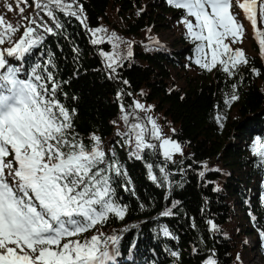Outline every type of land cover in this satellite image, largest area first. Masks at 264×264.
Returning <instances> with one entry per match:
<instances>
[{
    "label": "trees",
    "instance_id": "trees-1",
    "mask_svg": "<svg viewBox=\"0 0 264 264\" xmlns=\"http://www.w3.org/2000/svg\"><path fill=\"white\" fill-rule=\"evenodd\" d=\"M77 3L83 6L87 28L103 27L107 31L100 35L105 37L116 33L120 38L116 51L121 57H127L131 47L133 55L123 60L117 77L110 78L106 62L99 54L112 52V44L105 40L93 45L91 33L79 20L59 12L64 27L56 29L55 22L46 18L56 34L38 30L44 36L43 44L22 61L20 76L25 78L34 63L43 64L51 55L55 67L50 70L61 85L57 98L70 111L76 110L75 131L86 144L92 134L99 135L104 150L114 149L128 173L114 185L118 202L128 206L125 218L112 217L83 234L84 238L100 232L105 236L117 235L120 255L113 264H205L210 255L217 264H243L239 255L252 250V236L256 237L264 258V238L259 235L264 231V170L251 152L254 138L264 141V56L258 44L252 42L254 53L245 52L249 64L241 65L229 77L219 66L211 72L198 67L194 62V44L185 34L176 36L172 46L155 41L159 32L176 29L182 18L180 11L166 0ZM24 7L21 14L15 0H0V15L6 23L26 26L23 17L34 15V3L29 0ZM22 31L15 33L13 42ZM10 46L12 42L5 44ZM252 68L260 74H253ZM178 77L183 78L184 84H178ZM232 84L237 85L239 100L228 107L223 101L233 91ZM118 92L126 93L120 101ZM136 100L154 106L150 112L161 118L167 137L181 144L183 155L174 154L170 162L164 161L159 149L155 155L146 150L141 160L129 156L131 146L124 145L125 137L118 135L127 131L119 104L124 103L126 110L131 111L129 105ZM216 115L225 117L223 128L216 122ZM140 116L147 124L145 114ZM148 163L153 164L158 176V166L167 167L170 188L148 179ZM201 171L205 172L203 177L199 175ZM125 185L131 190L126 191ZM217 187L219 191L214 190ZM168 209L174 214L162 216ZM208 220L218 230H212ZM163 226L172 237L163 236ZM173 251L178 256H172Z\"/></svg>",
    "mask_w": 264,
    "mask_h": 264
},
{
    "label": "snow or ice",
    "instance_id": "snow-or-ice-1",
    "mask_svg": "<svg viewBox=\"0 0 264 264\" xmlns=\"http://www.w3.org/2000/svg\"><path fill=\"white\" fill-rule=\"evenodd\" d=\"M32 2L34 15L23 17L26 26L6 23L0 15V264H113L120 255L117 249L119 237L100 232L84 238L83 234L112 217L125 218L128 206L118 202L114 185L118 178H126L128 173L114 149L104 150L99 135L92 134L86 144L75 131L76 110L70 111L57 98L61 85L50 70L55 67L51 55L43 64L34 63L25 78H21L20 73L22 61L43 44L44 36L38 34V30L56 34L46 18L55 22L56 29L64 27L57 12L79 20L91 33L93 45L103 44L105 40L112 44V52L99 53L106 62L110 78L117 77V69L133 53L129 46L127 57L120 56L116 51L119 47L116 42L120 40L116 33L105 37L100 35L107 31L103 27L87 28L83 6L77 0ZM166 2L180 11L182 18L178 23L185 29L186 38L194 44V62L201 69L211 72L219 66V70L232 77L241 65L249 64L245 51L233 47L242 43L245 34V26L238 19V13L233 11L234 7L250 22L264 56V27L259 26L264 25V0ZM15 3L19 13L23 14L29 0H15ZM8 8L11 11L12 5ZM21 29L19 39L13 42L15 33ZM9 42L12 46L4 48ZM12 61L18 64L14 65ZM251 72L260 74L256 68ZM123 83L128 84V81ZM231 87L233 91L223 101L228 107L239 100L237 85ZM124 95L126 93L118 92L117 100ZM129 107L131 111L126 110L124 103L119 104L120 118L127 131L118 135L125 137L124 145L131 146L130 157L141 160L146 150L155 155L157 149L166 162L173 161L174 154L183 155L181 144L164 137L157 121L148 115L154 106H145L136 100ZM140 113L145 114L147 124ZM224 119L221 115L215 116L221 128ZM149 138L159 144L150 142ZM251 152L264 170V141L260 137L254 138ZM158 167L159 176L154 173L152 163L146 165L148 179L158 186L170 188L167 167ZM199 175L203 177L205 172L201 171ZM124 187L126 191L131 190ZM214 190L219 191V188ZM178 203L174 202L172 208ZM173 214L171 209L161 213L165 217ZM251 219L255 221L256 217L251 216ZM207 224L212 230H218L212 220ZM161 231L164 237L173 236L166 226ZM259 235L264 238V231ZM171 255L175 257L178 253L173 251ZM205 264H217V260L210 255Z\"/></svg>",
    "mask_w": 264,
    "mask_h": 264
},
{
    "label": "rangeland",
    "instance_id": "rangeland-1",
    "mask_svg": "<svg viewBox=\"0 0 264 264\" xmlns=\"http://www.w3.org/2000/svg\"><path fill=\"white\" fill-rule=\"evenodd\" d=\"M233 11L238 13V19H240L241 22L245 26V34H244L242 43L236 44L233 47H240L245 52L252 54L255 52L253 47H252V42H255L258 44V41H256V39H255L252 26H251L250 22H248L247 20H245L243 18V13L241 10H238L234 7ZM259 26L262 27V25H259ZM181 34H185V29L183 28V26L181 24H179L176 27V29H174V30H166V31L159 32L155 37V41L156 42H162L164 44L172 46V42H173L174 38L178 35H181ZM3 47L6 48L5 45ZM178 84H180V85L184 84L183 78L178 77ZM148 115H151L157 121L158 125L160 126V128L163 131L164 137L167 138L166 129L162 125L161 118L156 114H152L151 112H149ZM234 115H235V111H234V113H232V116H234ZM237 142H242V140L240 141L237 139ZM249 242L252 245V250L243 251L239 255L242 263L243 264H264V258L262 257V254L259 252L257 245H256V237L255 236L250 237Z\"/></svg>",
    "mask_w": 264,
    "mask_h": 264
}]
</instances>
